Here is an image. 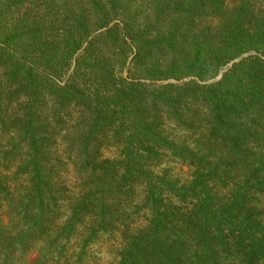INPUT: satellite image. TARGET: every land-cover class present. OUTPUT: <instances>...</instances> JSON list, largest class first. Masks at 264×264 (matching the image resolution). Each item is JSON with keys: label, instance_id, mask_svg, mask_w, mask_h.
<instances>
[{"label": "trees", "instance_id": "obj_1", "mask_svg": "<svg viewBox=\"0 0 264 264\" xmlns=\"http://www.w3.org/2000/svg\"><path fill=\"white\" fill-rule=\"evenodd\" d=\"M0 264H264V0H0Z\"/></svg>", "mask_w": 264, "mask_h": 264}, {"label": "rangeland", "instance_id": "obj_2", "mask_svg": "<svg viewBox=\"0 0 264 264\" xmlns=\"http://www.w3.org/2000/svg\"><path fill=\"white\" fill-rule=\"evenodd\" d=\"M244 55H246V54H244ZM230 65H231V62L228 64V66H230ZM219 75L221 76V72L218 74V76ZM217 77H216V79H219V77L218 78ZM105 155H111V154L105 153ZM164 166L170 168V170L174 176H178L179 178H182V179L189 178L190 175H192V173H193L192 172L193 169L190 166L180 164V163L174 162V161H169V159H167L164 162Z\"/></svg>", "mask_w": 264, "mask_h": 264}, {"label": "water", "instance_id": "obj_3", "mask_svg": "<svg viewBox=\"0 0 264 264\" xmlns=\"http://www.w3.org/2000/svg\"><path fill=\"white\" fill-rule=\"evenodd\" d=\"M219 76H220V75H219ZM219 76H218V77H219ZM218 77H217V78H218Z\"/></svg>", "mask_w": 264, "mask_h": 264}]
</instances>
